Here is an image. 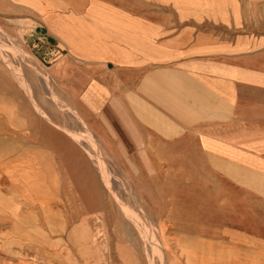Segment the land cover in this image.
<instances>
[{
	"label": "crops",
	"instance_id": "1",
	"mask_svg": "<svg viewBox=\"0 0 264 264\" xmlns=\"http://www.w3.org/2000/svg\"><path fill=\"white\" fill-rule=\"evenodd\" d=\"M68 4L26 44L41 61L64 51L50 69L144 215L180 249L252 260L264 250V36L159 1Z\"/></svg>",
	"mask_w": 264,
	"mask_h": 264
},
{
	"label": "rangeland",
	"instance_id": "2",
	"mask_svg": "<svg viewBox=\"0 0 264 264\" xmlns=\"http://www.w3.org/2000/svg\"><path fill=\"white\" fill-rule=\"evenodd\" d=\"M69 1L0 0V264H264V250L248 261L159 233L50 69L64 51L41 61L26 44L31 25L56 21ZM140 1L264 36V0Z\"/></svg>",
	"mask_w": 264,
	"mask_h": 264
},
{
	"label": "bare ground",
	"instance_id": "3",
	"mask_svg": "<svg viewBox=\"0 0 264 264\" xmlns=\"http://www.w3.org/2000/svg\"><path fill=\"white\" fill-rule=\"evenodd\" d=\"M1 50V49H0ZM22 52V51H21ZM3 60V59H2ZM20 60H22V59H20ZM24 62V61H23ZM10 68V67H9ZM22 83H25V85H26V88H27V94H28V98H29V100L32 102V104H33V106H34V108L36 109V111L38 112L39 111V108H38V106H37V104L35 103V100H34V98H33V93H32V91H31V87H30V85L29 84H27V82H22ZM25 87V86H24ZM25 90V89H24ZM26 91V90H25ZM27 96V95H26ZM50 121V120H49ZM52 123V122H51ZM34 189V188H33ZM35 190V189H34ZM129 216V215H128ZM159 249H161L160 247H158ZM157 251H158V249H157ZM156 251V252H157ZM159 255V254H158ZM160 256V255H159ZM162 256H163V258L162 259H164V255H163V252H162ZM161 261V260H160ZM163 261V260H162ZM164 261H165V259H164ZM162 262V264H165V262ZM219 263V262H218Z\"/></svg>",
	"mask_w": 264,
	"mask_h": 264
}]
</instances>
